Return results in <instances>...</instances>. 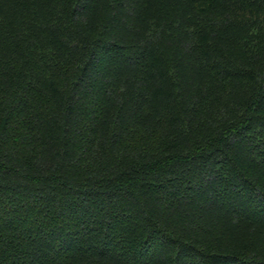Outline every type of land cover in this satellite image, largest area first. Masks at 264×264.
Listing matches in <instances>:
<instances>
[{"label": "trees", "instance_id": "16d2710c", "mask_svg": "<svg viewBox=\"0 0 264 264\" xmlns=\"http://www.w3.org/2000/svg\"><path fill=\"white\" fill-rule=\"evenodd\" d=\"M0 264H264V0H0Z\"/></svg>", "mask_w": 264, "mask_h": 264}]
</instances>
